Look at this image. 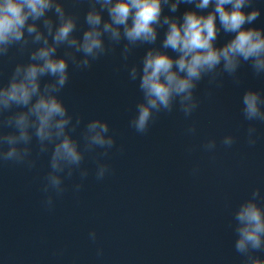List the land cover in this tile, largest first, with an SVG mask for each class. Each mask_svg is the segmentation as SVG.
<instances>
[{
  "label": "clouds",
  "instance_id": "obj_1",
  "mask_svg": "<svg viewBox=\"0 0 264 264\" xmlns=\"http://www.w3.org/2000/svg\"><path fill=\"white\" fill-rule=\"evenodd\" d=\"M72 3L74 7L86 3L82 22L80 12L69 11L65 0H0V61L27 56L15 63L6 82L0 81V165L31 171L37 168L39 157L48 154V171L40 188L42 206L48 211L64 196L68 190L65 180L75 173L79 182L72 184V191L82 190L89 176V170L82 167L86 154L93 155L98 182L112 172L104 158L116 141L106 120L89 119L80 138L72 135L83 118L74 117L60 95L69 83L70 65L88 70L120 49L128 79L138 82L142 97L129 120V127L138 134H146L161 113L179 111L185 119L191 118L200 104L196 90L205 78L209 89L222 88L225 77L239 87V70L245 64L254 76H264V27L254 26L261 16V8L254 6L256 0ZM182 5L188 7L181 12ZM222 33L230 38L218 45ZM144 46L139 63L129 65L135 50ZM207 95L211 96L210 90ZM241 105L243 120L248 122L246 143L255 148L260 139L256 122L264 124V94L248 88ZM196 131L194 122L185 129L187 135ZM34 139L38 146L35 155ZM236 142L232 134L220 141L225 148ZM201 147L214 153L217 141L209 139ZM198 173L194 166L191 174ZM262 201L261 189H252L235 208L234 223L229 224L235 234L234 249L243 257V264H264V258L256 254L264 251ZM88 239L97 242L94 229L88 232ZM97 256H103L102 248H97Z\"/></svg>",
  "mask_w": 264,
  "mask_h": 264
}]
</instances>
